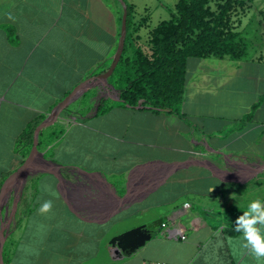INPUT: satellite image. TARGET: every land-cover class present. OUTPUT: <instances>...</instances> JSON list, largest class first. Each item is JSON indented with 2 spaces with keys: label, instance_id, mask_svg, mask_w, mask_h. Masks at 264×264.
I'll list each match as a JSON object with an SVG mask.
<instances>
[{
  "label": "crops",
  "instance_id": "0c3cea01",
  "mask_svg": "<svg viewBox=\"0 0 264 264\" xmlns=\"http://www.w3.org/2000/svg\"><path fill=\"white\" fill-rule=\"evenodd\" d=\"M126 1L133 7L131 57L172 17L177 0L172 6ZM253 2L234 17L243 56L188 59L181 113L124 105L113 90L115 99L101 97L94 111L64 125L44 152L54 171L37 172L39 183L21 191L22 198L29 189L31 213L12 233L10 264H264L235 226L253 200L264 201V4L251 43ZM123 14L119 0H0V185L25 161L22 133L29 123L112 65ZM94 83L72 101L89 102L99 87ZM66 107L62 113L71 115ZM37 160V168L45 167ZM44 200L54 208L40 214ZM164 222L180 225L187 238L164 236ZM140 225L152 238L124 254L113 239ZM167 241L177 245V257L147 251L149 242L161 251Z\"/></svg>",
  "mask_w": 264,
  "mask_h": 264
},
{
  "label": "trees",
  "instance_id": "16d2710c",
  "mask_svg": "<svg viewBox=\"0 0 264 264\" xmlns=\"http://www.w3.org/2000/svg\"><path fill=\"white\" fill-rule=\"evenodd\" d=\"M247 1L252 0H222L214 8L212 0H177L172 17L152 29L146 46H135L131 57L126 56V42L122 58L109 78L111 88L119 94V103L181 113L189 58L209 55L241 57L245 54L240 33L234 28V17L245 11ZM126 2L129 30L133 7ZM104 108L103 100L99 111ZM39 123L30 122L22 133L29 145L25 154L32 149ZM28 190L19 202L15 213L17 222L12 231L20 227L28 215L31 202ZM4 261L5 264L11 263L6 244Z\"/></svg>",
  "mask_w": 264,
  "mask_h": 264
},
{
  "label": "rangeland",
  "instance_id": "374dc122",
  "mask_svg": "<svg viewBox=\"0 0 264 264\" xmlns=\"http://www.w3.org/2000/svg\"><path fill=\"white\" fill-rule=\"evenodd\" d=\"M142 1H146L147 4L150 5V6L157 5L156 4L157 0H142ZM164 1L168 5L171 4V6H172L174 0H164ZM221 1L222 0H212V6L214 8H216L218 6V4L221 3ZM261 4H264V0H254L252 13L249 15V17L252 19V21H251L252 25L248 26L249 28L246 30L247 31L246 36L251 40L250 41L251 43L256 41L255 38H256V35H258V33H257L258 31L256 32V29L259 26L257 24L258 20H257L256 14H259L258 10H260V9H258V7ZM138 11L142 13V12H145V9L143 7H140V8H138ZM240 13H242V12H238L235 16H237ZM169 17H170V15L167 14V16L164 17V18H169ZM158 20H159L158 18H154L153 19V21L151 23L152 27L156 26L158 24ZM108 82L109 81H106L105 79H103V80H101L98 83L99 87L97 89L93 90L94 93H93V96L91 97V99L89 100V102H87L88 100L83 102L82 97H81L80 99H78V100L75 99L70 104H68L66 109L69 110L71 115H64L62 113L60 115V117H59L60 121H57L55 123H52V124L44 127L43 128V133H42V136H41V142H39V150L42 151V152H45V150L48 149V145L55 139L56 136H58L59 131L60 132L62 131L64 125H67L70 122L76 120L78 118V116H81L83 111H85L86 113L94 111L95 107H97V104L99 103L101 97L109 96L112 99H115L116 96H117V94H116L117 92L116 93L113 92V89L111 88V86H110V84ZM88 94H90V92ZM91 94H92V92H91ZM47 116L48 115H44L42 118H40L37 121V123H39L42 120H44ZM27 147L28 146H26L25 149H27ZM22 149H23V147L21 146L20 150H22ZM31 151H32V149H31ZM31 151L29 153H27V154L22 152L24 154V156H25V160L27 159V157H29V155L31 154ZM19 167H17L16 169H14L12 171H9L8 174L5 176L4 180L6 179V177H8L14 171H16ZM263 176H264V174L261 175L260 181H261V178ZM35 177H36V172L32 173V174H28L27 176L20 177L12 185L11 190L6 195V198L7 197L8 198H7V200H5L4 207H3V209H2V211L0 213V217H2V219H4V224L8 223V221L10 219V228L8 230L9 231V235H8L6 243H5L9 255L11 254V251H12V248H13V245H14V242H15V236L13 234H14L15 231L17 232V229H18V227H16V228H14L13 231L11 230L13 228L12 226H14L16 224V222H17V218H16L15 214H14V216H12V213H11V211L13 209L14 201H15V198H17L21 194V191L25 188V186H27V184H29V186L31 187V186H36V184L39 183L38 178H35ZM18 205H19V203H18ZM17 209H18V206H17ZM27 212L29 214V213H31V210H27ZM28 217H29V215H28ZM28 217H25L26 219L25 218L24 219L27 220ZM45 217L48 218V219L52 218L54 220H57L56 217H51V216H45ZM25 220L23 221V226L26 225L25 224L26 223ZM61 223L62 224H66L67 220L61 219ZM10 230H11V232H10ZM92 236L95 237L94 234ZM168 244H170L168 241L167 242H162L161 245L164 246V250L159 251V250L156 249V247H154V244L152 242H149L147 251L152 256L153 255L154 256H163V257H169V258L177 257L179 255L177 253V245H173V246L169 247ZM170 245H172V244H170ZM166 249H168V250L165 252ZM115 264H117V263H115Z\"/></svg>",
  "mask_w": 264,
  "mask_h": 264
},
{
  "label": "water",
  "instance_id": "95a60500",
  "mask_svg": "<svg viewBox=\"0 0 264 264\" xmlns=\"http://www.w3.org/2000/svg\"><path fill=\"white\" fill-rule=\"evenodd\" d=\"M123 7H124V14H123V20H122V30H121V39L119 44V49L116 54V57L112 63V65L103 73H100L99 75L88 78L79 85H77L52 111L51 113L37 126L34 132V144L31 151V154L27 159L24 161V163L16 170L14 171L7 179L4 181L1 189H0V213L4 207L5 200H7L6 195L11 190L12 185L22 176H27L28 174H31V172L28 171V167L31 165H35V170L32 173L37 172H44V171H54L52 163L50 160H48L45 157V153L40 151L38 148L39 144V135L41 130L59 120V117L63 111V109L76 97V95L82 91L83 89L90 86V84L95 81L94 84L100 82L101 80L105 79L106 81H109V78L114 73L116 67L118 66L122 55L125 50L126 46V38L128 33V4L126 0H119ZM109 83V82H108ZM36 155H38V160L45 164V167L37 168L35 158ZM37 160V161H38ZM190 163V161H188ZM189 163H183L188 165ZM206 161H203L202 164H205ZM182 164V165H183ZM180 166V165H179ZM26 184V183H25ZM21 194L15 198L13 209L11 211L12 216L16 213L18 203L20 201ZM9 228H10V219L8 223L4 224V219L0 217V264H5L4 261V246L7 240V237L9 235ZM152 238V233L150 230L145 229L144 226L140 225L137 227H134L130 230H127L118 236H116L113 241L118 245V247L122 250L124 254H131L133 252H136L139 248L144 246L147 241H149Z\"/></svg>",
  "mask_w": 264,
  "mask_h": 264
},
{
  "label": "clouds",
  "instance_id": "9594fccd",
  "mask_svg": "<svg viewBox=\"0 0 264 264\" xmlns=\"http://www.w3.org/2000/svg\"><path fill=\"white\" fill-rule=\"evenodd\" d=\"M47 190V186H45ZM234 194L232 198L234 199ZM54 201L44 200L38 209L40 214L53 211ZM236 231L241 232L244 247L259 261H264V201L253 200L247 211L239 216L235 222Z\"/></svg>",
  "mask_w": 264,
  "mask_h": 264
},
{
  "label": "built area",
  "instance_id": "2783aa9c",
  "mask_svg": "<svg viewBox=\"0 0 264 264\" xmlns=\"http://www.w3.org/2000/svg\"><path fill=\"white\" fill-rule=\"evenodd\" d=\"M163 231L162 233L166 237H172V238H177V239H186L187 238V233L185 229H183L180 225L178 224H168V222H164L162 224ZM150 264H184V263H178V262H166V261H160L156 263H150Z\"/></svg>",
  "mask_w": 264,
  "mask_h": 264
}]
</instances>
